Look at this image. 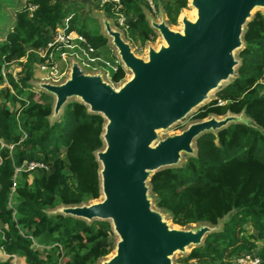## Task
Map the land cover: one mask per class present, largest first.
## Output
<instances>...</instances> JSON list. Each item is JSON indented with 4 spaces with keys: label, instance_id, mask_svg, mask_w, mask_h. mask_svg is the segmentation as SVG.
Here are the masks:
<instances>
[{
    "label": "trees",
    "instance_id": "trees-1",
    "mask_svg": "<svg viewBox=\"0 0 264 264\" xmlns=\"http://www.w3.org/2000/svg\"><path fill=\"white\" fill-rule=\"evenodd\" d=\"M70 1L27 0L15 6L13 22L7 20L10 25L0 41V253L8 256L0 264H11L14 256L24 264H97L113 249L108 222L87 223L49 213L60 205L100 197L94 152L103 146L104 120L71 100L50 122L51 98L32 91L42 62L38 51L68 16ZM151 1L170 24L187 7V0ZM120 2L125 34L142 44L154 39L145 16L150 6L143 0ZM102 10L108 18L113 16L111 5ZM89 19L72 16L70 29L94 49L92 56L115 64L107 39L87 26ZM243 42L236 77L193 119L243 112L255 127L232 123L201 135L195 140L194 155L179 166L157 171L148 183L154 205L174 225L215 226L225 219L220 230L190 250L181 260L184 264H234L242 254H252L264 264V13H255L247 23ZM15 64L21 68L18 78L9 71ZM115 66L109 76L119 83L125 71ZM31 161L47 169L15 173L16 167Z\"/></svg>",
    "mask_w": 264,
    "mask_h": 264
},
{
    "label": "water",
    "instance_id": "water-1",
    "mask_svg": "<svg viewBox=\"0 0 264 264\" xmlns=\"http://www.w3.org/2000/svg\"><path fill=\"white\" fill-rule=\"evenodd\" d=\"M187 6L196 15L189 18L181 10L178 30L170 27L163 14L158 21L145 10L149 27L161 39L157 47L146 45L145 57L132 50L103 12L101 34L129 75L118 84L101 71H84L74 58L68 59L67 74L61 81H32L39 92L53 98L50 122L71 100L104 120L103 146L94 152L101 198L60 205L49 212L87 223H109L116 241L110 255L97 264H174L175 255L200 246L225 220L215 226H174L168 214L154 205L148 183L157 171L179 166L186 156L194 155L195 140L201 135L232 123L255 127L243 112H227L159 136L236 77L245 27L254 11H264V0H187Z\"/></svg>",
    "mask_w": 264,
    "mask_h": 264
},
{
    "label": "built area",
    "instance_id": "built-area-1",
    "mask_svg": "<svg viewBox=\"0 0 264 264\" xmlns=\"http://www.w3.org/2000/svg\"><path fill=\"white\" fill-rule=\"evenodd\" d=\"M100 7L111 5L115 24L122 28L123 31L127 30L126 19L123 17L122 5L120 0H96ZM153 10V3L151 0H143ZM34 9V7H30ZM72 15L65 17L61 24L58 25L47 43L46 47L38 51L39 57L42 62L38 65L37 71L46 75L45 81L59 82L65 78L68 69V59L74 58L81 68L90 69L95 72L99 69L96 63L104 65V77L111 81L110 70L116 71V64L104 60L99 56H92L94 49L89 46L86 40L78 35L75 31L70 29V19ZM63 64L64 69L61 70L59 65ZM120 65V64H119ZM264 86V80L262 81ZM118 84V83H115ZM224 102L219 101L218 105H223ZM37 169H47V167L37 161L24 162L19 167L15 168V173L22 171H34ZM234 264H261L259 258L252 254H242L234 259Z\"/></svg>",
    "mask_w": 264,
    "mask_h": 264
},
{
    "label": "rangeland",
    "instance_id": "rangeland-1",
    "mask_svg": "<svg viewBox=\"0 0 264 264\" xmlns=\"http://www.w3.org/2000/svg\"><path fill=\"white\" fill-rule=\"evenodd\" d=\"M27 0H0V41L3 40V37L5 35V33L7 32L8 28H9V23H12L13 22V15H14V11H15V6L17 7H20L22 5L25 4ZM161 11V8H156L153 6V10L152 9H149V10H146V12H148L149 15H152L154 17L155 20H160L161 18V15L163 14V17L166 21H168V18L166 16V14H164V12H160ZM183 12H185L188 16L190 13H193V10L187 6L186 8L182 9ZM257 12H261V13H264L263 10H257V11H254L253 15H255V13ZM71 14L72 16L76 17L78 14H82L83 16H89L91 19H89L87 21V26H89V28L93 29L95 32H98L101 34V15L103 17V10H102V7L99 6V4L97 3L96 0H71L70 1V5H69V8H68V15ZM100 15V16H99ZM181 13H179V15L177 16V19H176V23L175 24H170L169 21L168 23L170 24V27L172 29H175V30H178L180 29V24H179V17H180ZM107 17V16H106ZM123 17L125 18L124 14H123ZM12 18V19H11ZM108 18V17H107ZM8 19H11L9 23H7V20ZM111 23H112V26L116 29H118L119 31L122 32L123 34V37L124 39H126L127 42L130 43L131 47H132V50L138 55V56H141V57H145V51H146V45L149 44L153 47H157L158 44L160 43L161 39L159 37V35L156 34V37L153 39L151 38L150 40H148L145 44H142L141 42L139 41H135L133 40V38H129L126 34H125V31L122 30V28L118 27L116 24H115V21L114 19L111 17V18H108ZM126 19V18H125ZM12 25V24H11ZM125 34V35H124ZM103 35V34H102ZM104 36V35H103ZM107 47L109 48V53H110V56L113 57L114 61L118 59L115 57L114 55V50L111 48V46L109 45V40L107 41ZM238 52V51H237ZM236 52V53H237ZM238 55V53H237ZM119 62V61H118ZM99 67V69L97 71H101L103 74H104V71H106L107 68L104 69V71L102 70L104 68V65L102 64H99V63H96ZM60 69L63 70L64 69V65L63 64H60L59 65ZM84 71H87V72H92L90 71V69H86V68H82ZM20 65L19 64H15V65H12L11 68H10V73L15 77V78H18L20 77ZM34 80L38 81V80H44L46 75L42 72H38L36 71L34 73ZM128 74L126 73L125 74V79L128 78ZM231 81V80H230ZM230 81H227L226 83H224L222 85V87L224 88L228 83H230ZM32 91L34 92V94H41V92H39L35 86L34 88L32 89ZM217 92L219 91H214L210 94V97L208 99L207 102L204 103V105L208 104L209 102H211L212 100H214L216 97H217ZM49 96V95H48ZM51 98V101L53 102V98L51 96H49ZM204 105H202L201 107H203ZM197 108L195 109L188 117L185 118V120H183L182 122L174 125L173 127H171L169 130L167 131H161L159 132V136L162 138L164 137L165 135H168V134H174V133H178L180 132L183 128H185L188 124H190L191 122L194 121L193 117L195 116V114H197V112L199 111V109L201 108ZM59 118V117H58ZM57 118V119H58ZM101 198V197H100ZM99 198V199H100ZM175 226V225H174ZM249 229V228H248ZM112 234V232H111ZM110 239L115 242L116 241V237L114 234L111 235ZM262 244V243H261ZM260 244V246H261ZM191 249H188L186 251V254L182 255V254H177L175 255V257L173 258L174 260V264H184L181 262V260L190 252ZM110 255V254H109ZM108 255V256H109ZM7 255L3 254V253H0V261H4L7 259ZM11 264H24V261L22 258H19L17 256H14V258H12V261H11ZM188 264H195L194 261H191L189 262Z\"/></svg>",
    "mask_w": 264,
    "mask_h": 264
},
{
    "label": "bare ground",
    "instance_id": "bare-ground-1",
    "mask_svg": "<svg viewBox=\"0 0 264 264\" xmlns=\"http://www.w3.org/2000/svg\"><path fill=\"white\" fill-rule=\"evenodd\" d=\"M193 10V13H190L189 14V18H194L195 17V15H196V12L194 11V9H192Z\"/></svg>",
    "mask_w": 264,
    "mask_h": 264
}]
</instances>
